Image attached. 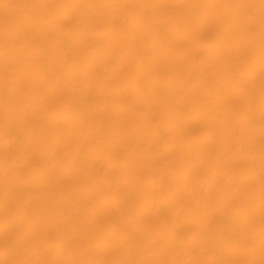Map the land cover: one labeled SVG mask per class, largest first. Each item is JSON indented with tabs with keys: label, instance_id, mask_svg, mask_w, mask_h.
Masks as SVG:
<instances>
[{
	"label": "rangeland",
	"instance_id": "1",
	"mask_svg": "<svg viewBox=\"0 0 264 264\" xmlns=\"http://www.w3.org/2000/svg\"><path fill=\"white\" fill-rule=\"evenodd\" d=\"M263 55L264 0H0V264H264Z\"/></svg>",
	"mask_w": 264,
	"mask_h": 264
},
{
	"label": "bare ground",
	"instance_id": "2",
	"mask_svg": "<svg viewBox=\"0 0 264 264\" xmlns=\"http://www.w3.org/2000/svg\"><path fill=\"white\" fill-rule=\"evenodd\" d=\"M177 1V0H176ZM229 1V0H228ZM107 2H109V1H107ZM107 2H105V3H107ZM185 2V1H184ZM116 3V2H115ZM179 3V2H178ZM180 3H181V1H180ZM183 3V2H182ZM116 6V4H114V3H109V4H107V7H109V8H114ZM149 8H150V6H149ZM152 8V7H151ZM229 8H230V10L231 9H233V10H236V8L234 7V5H232V4H229ZM104 9V8H103ZM108 9V8H107ZM110 10V9H109ZM147 10H149V9H147ZM152 10V9H151ZM150 10V11H151ZM147 12V11H146ZM149 12V11H148ZM79 14V13H78ZM68 16H69V14H67ZM30 21V20H29ZM34 22V21H33ZM27 23V22H26ZM25 23V24H26ZM40 23V22H39ZM43 23V22H42ZM28 24V23H27ZM30 24V23H29ZM40 25V24H39ZM41 25H43V24H41ZM42 27V26H41ZM45 27H47V26H45ZM48 29V28H47ZM43 32H45L44 30H43ZM158 40V39H157ZM156 41V40H155ZM157 42V41H156ZM158 43V42H157ZM156 43V44H157ZM39 51V50H38ZM35 52V51H34ZM40 52H41V50H40ZM99 52H101V51H99ZM95 53L96 52H94V55H93V57L95 56ZM91 54V53H90ZM93 54V53H92ZM99 54V53H98ZM102 54H103V51H102ZM97 56V55H96ZM99 56H101V55H98V57ZM91 58H92V56H91ZM96 58V57H95ZM95 58H94V61H95ZM140 58H141V56H140ZM97 59V58H96ZM99 59H100V57H99ZM91 60V59H90ZM141 60V59H140ZM143 58H142V62H143ZM98 61V60H97ZM152 61V60H151ZM41 62V61H40ZM45 62H47L46 60H45ZM90 62H92V61H90ZM141 62V63H142ZM146 62V61H145ZM140 63V64H141ZM152 63V62H151ZM257 63L259 64V66H260V68L264 71V55L261 57V58H259L258 59V61H257ZM42 64V63H41ZM94 64H97V63H94ZM148 64V63H147ZM146 63H145V65L144 66H142V68H146V67H148V66H146L147 65ZM43 65V64H42ZM41 65V66H42ZM45 65V64H44ZM43 65V66H44ZM48 65V64H47ZM92 65V67H93V64H91ZM147 69V68H146ZM145 70V69H144ZM157 80V79H156ZM161 84V83H160ZM160 84H159V81L158 82H155V87L154 88H158L159 86H160ZM160 89V88H159ZM157 90V89H156ZM122 91H123V89H118V92L120 93H122ZM174 92V91H173ZM166 93V92H165ZM169 93V92H168ZM168 95V94H167ZM176 97V96H175ZM173 99H175V98H173ZM177 99V98H176ZM253 108V107H252ZM251 108V109H252ZM255 109L257 108V107H254ZM250 109V110H251ZM264 109V108H263ZM79 112H77L76 111V113L75 112H73L74 114H72L74 117H76V118H79V117H82L83 116V114L82 113H80V109H77ZM254 111V110H253ZM252 111V112H253ZM248 112V111H247ZM250 113V112H249ZM259 113H261V112H259ZM258 113V114H259ZM258 114H256V115H258ZM248 115V114H247ZM249 116V115H248ZM260 117V116H259ZM258 117V118H259ZM243 118H244V120L245 119H247L248 117L247 116H244L243 115ZM255 119H256V117H255ZM254 121V120H253ZM246 122V121H245ZM256 122V121H255ZM260 124V123H259ZM259 124H258V122H256V123H254L253 124V126H251V128H252V137L253 136H256L257 134H258V132H259V129H261V128H259ZM263 124V123H262ZM249 125V124H248ZM250 128V129H251ZM259 128V129H258ZM250 132V131H249ZM109 135V134H108ZM108 137V136H107ZM109 138H110V136H109ZM110 143H111V141H110ZM114 142H112V144H113ZM189 150H190V148H188ZM166 150V149H165ZM151 151V150H150ZM162 152H163V150H162ZM186 152H188V151H186ZM51 153H53V152H51ZM149 153V152H148ZM151 153V152H150ZM154 154H156V153H154ZM53 155V154H52ZM140 155V154H139ZM146 154L144 153V156H145ZM252 156H254V155H252ZM136 157V156H135ZM140 157V156H139ZM143 157V156H142ZM55 159V158H54ZM133 159V158H132ZM250 161V160H249ZM54 162V161H53ZM253 162V161H252ZM260 162V161H259ZM252 164V163H251ZM130 165H131V160H126V161H123L122 162V166L124 167V169L125 168H130ZM196 165V164H195ZM262 165V164H261ZM260 165V166H261ZM53 164H52V161L47 165V167H46V170L47 171H50L49 173H53L51 170H53ZM132 166V165H131ZM45 167H44V169H45ZM68 168H70V167H68ZM55 169V168H54ZM250 169H252V168H250ZM46 170H45V172H46ZM67 171V169H65V172ZM195 171H196V169H195V166L194 165H191V166H189V167H187L186 169H184V171L182 172V175L184 176V177H186V178H188V177H191L194 173H195ZM256 171V170H255ZM262 172V171H261ZM63 173V172H62ZM64 174V173H63ZM238 174V172L237 171H232L231 172V176H236ZM246 174H247V176L248 177H255V176H257L258 174H259V172H250V171H248V172H246ZM262 174V173H261ZM260 176V175H259ZM258 177V176H257ZM261 177V176H260ZM264 181V180H263ZM159 182V181H158ZM155 184V183H154ZM158 184V183H157ZM181 184V183H180ZM211 185H212V183H210ZM262 185H264V183L262 184ZM181 186V185H180ZM210 186V185H209ZM178 188H179V186H178ZM263 188H264V186H263ZM195 189L196 188H194L193 186H189V192H194L195 191ZM262 190V189H261ZM260 190V191H261ZM180 191L181 190H179V189H177L176 191H175V193H174V196L175 197H177V196H179V194H180ZM262 193H264L263 191H262ZM260 196H261V192H260ZM116 199V198H115ZM114 201H116V200H114ZM113 201V202H114ZM120 201H121V199H120ZM123 201H127L128 202V200H123ZM112 201L110 202V203H113ZM115 206H114V205ZM112 204V206H114V207H118L119 206V208H120V210H121V207H123V203L121 204H119V203H117V202H114ZM127 204V203H126ZM150 205H152L153 207H157V203L156 202H151L150 203ZM124 208V207H123ZM126 208V207H125ZM127 209V208H126ZM238 212H236V213H234V215H233V217H226V218H223L221 221H219L218 219V217L216 216L217 214L215 213V211L212 209V210H210L209 211V213H208V218H206L203 222H201L200 224H197L196 225V230H198L200 233H203L205 236H208V237H211V238H213L211 235L214 233L213 232V230L215 229V227H217V226H220L221 225V227L224 229L225 228V226L226 225H228V224H230V223H232V221L234 220V219H239V218H241V217H243V216H245L246 214H248V211L245 209V210H237ZM250 211V210H249ZM251 212H253V213H255V214H258V216L260 215L262 218H263V216H264V200H262V198L260 199V200H258V202L255 204V206L252 208V210H251ZM250 212V213H251ZM231 215V214H230ZM221 219V218H220ZM233 223H234V221H233ZM218 228V227H217ZM221 229V228H220ZM215 231H216V229H215ZM225 231H226V229H225ZM67 233L68 232H66V236H67ZM175 233V232H174ZM226 233V232H225ZM70 234V233H69ZM203 235V236H204ZM70 236V235H69ZM226 237V236H225ZM227 238H228V236H227ZM70 239H72V238H70ZM69 239V240H70ZM209 239V238H208ZM66 240H68V239H66V237H64V238H60V242H59V244H60V246H59V244H58V247H59V249L57 248V254H59V253H65V251H66V249H65V247H64V244H65V241ZM176 240H177V235H176V233L172 236V244H175L176 243ZM71 241V240H70ZM212 241V242H211ZM207 242V248L209 247L211 250H214V251H216V254L214 255V256H211V257H209V258H207L206 260H204V264H223V262H224V260H225V255L224 254H222V252H221V250H222V246L223 245H225V239H224V236H223V234H219V235H215V238L214 239H211V240H207L206 241ZM67 244V243H66ZM65 244V245H66ZM228 244V243H227ZM67 248V247H66ZM68 249V248H67ZM209 249V250H210ZM67 252H68V250H67ZM225 252V251H224ZM135 253V252H134ZM213 253V252H212ZM215 253V252H214ZM67 254V253H66ZM135 256V255H134ZM136 257H137V255H136ZM134 260H135V258H134Z\"/></svg>",
	"mask_w": 264,
	"mask_h": 264
}]
</instances>
